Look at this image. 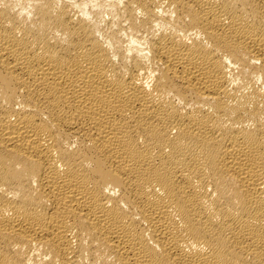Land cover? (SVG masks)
I'll list each match as a JSON object with an SVG mask.
<instances>
[{"label": "bare ground", "instance_id": "obj_1", "mask_svg": "<svg viewBox=\"0 0 264 264\" xmlns=\"http://www.w3.org/2000/svg\"><path fill=\"white\" fill-rule=\"evenodd\" d=\"M0 264H264V0H0Z\"/></svg>", "mask_w": 264, "mask_h": 264}]
</instances>
